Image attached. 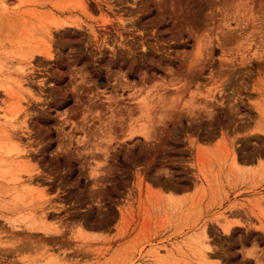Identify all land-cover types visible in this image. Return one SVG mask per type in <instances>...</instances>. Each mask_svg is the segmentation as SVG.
<instances>
[{
	"label": "rangeland",
	"instance_id": "1",
	"mask_svg": "<svg viewBox=\"0 0 264 264\" xmlns=\"http://www.w3.org/2000/svg\"><path fill=\"white\" fill-rule=\"evenodd\" d=\"M1 1L0 264H264V0Z\"/></svg>",
	"mask_w": 264,
	"mask_h": 264
},
{
	"label": "bare ground",
	"instance_id": "2",
	"mask_svg": "<svg viewBox=\"0 0 264 264\" xmlns=\"http://www.w3.org/2000/svg\"><path fill=\"white\" fill-rule=\"evenodd\" d=\"M1 2H2V6L4 7V9H7L8 6H9V5L7 4V1H6V0H3V1H1ZM2 63H3V62H2ZM19 66H20V65H19ZM18 68H19V67H18ZM0 69H2L1 66H0ZM8 69H9V68H8ZM2 70H3V69H2ZM2 70H1V71H2ZM4 70H5V67H4ZM19 70H20L21 72H24V71H25V70H24V66H20V68H19L17 71H19ZM3 72H4V71H3ZM3 72H1L0 76H4V73H3ZM21 72H20V73H21ZM9 74H10V73H9ZM21 74H22V73H21ZM9 76H10V75H9ZM9 76L7 75L8 78H10ZM11 77H12V75H11ZM12 78H13V77H12ZM6 83H7V82H6ZM7 84H9V83H7ZM20 87H21V86H20ZM16 113H18V112H15V113H14L15 115L12 114V115H11L12 117L4 115V116L6 117L5 119H10V123H9V124H13V122L16 121V118H17V116H18V115L16 116ZM0 115H1V114H0ZM0 117H1V116H0ZM7 121H8V120H7ZM7 121H6V122H7ZM8 122H9V121H8ZM8 122H7V123H8ZM3 123H5V122L3 121ZM0 128H2L1 118H0ZM5 132H6V131H5ZM1 146H2V145H1ZM1 146H0V151H4V149L1 150V149H2ZM7 148H9V147H7ZM7 148H6V149H7ZM10 149H11V148H9V150H5L6 155H8L10 159H11L12 157L15 156L14 158H12V161L17 160V157H16L17 155H16V154L14 155V153H16V150H15L14 148H12V150H10ZM6 155L4 154V156H6ZM13 159H14V160H13ZM6 160H8L7 156H6ZM19 178H20V177H19ZM19 178H17V179H19ZM20 179H21V178H20ZM28 181H31V179L29 178ZM32 181H33V180H32ZM32 181H31V182H32ZM33 182H34V181H33ZM205 239H206V238H205ZM203 246H204V245H203ZM204 247H205L204 250H207V247L209 248V243L207 242V240H206V246H204ZM204 250H203V253H204L203 256H204V258H206V259L208 260V258H209V255H208V254H210V253H209L210 251H207L208 253H205L206 251L204 252ZM208 250H209V249H208Z\"/></svg>",
	"mask_w": 264,
	"mask_h": 264
},
{
	"label": "trees",
	"instance_id": "3",
	"mask_svg": "<svg viewBox=\"0 0 264 264\" xmlns=\"http://www.w3.org/2000/svg\"><path fill=\"white\" fill-rule=\"evenodd\" d=\"M154 70H155V72H156V74H160V71H158L157 69H155V68H153ZM127 77L131 80V79H134L135 77H134V75H133V73H129V74H127ZM104 82V79L102 78V77H100L99 79H98V83H103Z\"/></svg>",
	"mask_w": 264,
	"mask_h": 264
}]
</instances>
